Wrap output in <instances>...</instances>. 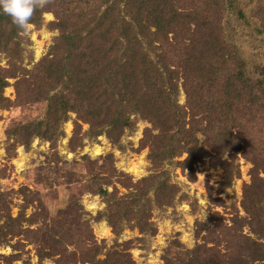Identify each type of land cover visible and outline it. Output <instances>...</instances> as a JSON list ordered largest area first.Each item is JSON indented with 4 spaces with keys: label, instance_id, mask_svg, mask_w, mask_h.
Masks as SVG:
<instances>
[{
    "label": "trees",
    "instance_id": "obj_1",
    "mask_svg": "<svg viewBox=\"0 0 264 264\" xmlns=\"http://www.w3.org/2000/svg\"><path fill=\"white\" fill-rule=\"evenodd\" d=\"M195 1L191 9L179 11L173 0H47L31 17L30 24L38 27L42 14L51 12L55 21L49 27L58 31L50 58L41 63L44 68L38 84L42 88L33 93L37 97L34 102H47L48 118L24 126L23 133L15 127L11 136L27 134L29 138L54 139L68 113H74L77 120L88 125L83 135L90 138L104 134L115 141L124 130L134 129L136 117L158 131L153 135L145 130L143 137L152 164L150 176L133 183L129 177H120L107 168L86 188L107 202L103 215L114 230L123 223L145 226L150 204L161 207L175 200L177 191L169 183L165 165L182 152L187 156L179 165L190 170L191 182L195 180L193 164L210 152L212 164L225 169L226 164L221 162L225 143L229 149L238 150L243 136L240 131L233 134V127L242 120L239 107L246 104L250 112L247 115L255 114L254 117L258 112L252 107H264L253 89L257 84L264 86V81L250 78L243 51H237L220 25L226 7L244 18L242 10L236 8L237 0ZM253 28V34L264 40V22ZM207 29L210 32H204ZM24 31L0 12V53L9 58L17 56L20 34ZM256 70L264 77V66L258 65ZM7 72L0 68V108L8 101L2 95ZM178 79L185 94L184 105L177 100ZM74 129L72 140L78 141L77 122ZM256 133L262 134L261 130ZM247 136H243V141ZM244 152L254 165L253 171L261 167L264 170V147L254 149L252 142ZM231 177L232 171L228 175L226 171L225 181ZM256 180L246 187L249 194L245 192L241 203L249 218L232 220L231 228L217 218L209 232L211 237H204L205 243L214 246L218 237L225 238L231 245L228 253L220 254L215 247L204 244L186 260L176 259L171 264H264V205L259 207L264 200V182ZM114 182L124 188V195H119L116 188L106 190ZM59 215L61 223L48 232L49 236H42L48 252L40 257L58 256L56 264H129L111 253L94 263L100 247L90 237L91 246L84 251L86 236L78 243L79 256L75 252L63 256L66 245L73 242L69 236L76 232L80 239L86 229L80 228L73 218L68 219L69 212ZM15 220L5 213L0 243L6 242L5 237L16 227ZM243 225L252 236L238 233ZM218 253L224 258H219Z\"/></svg>",
    "mask_w": 264,
    "mask_h": 264
},
{
    "label": "rangeland",
    "instance_id": "obj_2",
    "mask_svg": "<svg viewBox=\"0 0 264 264\" xmlns=\"http://www.w3.org/2000/svg\"><path fill=\"white\" fill-rule=\"evenodd\" d=\"M193 2L197 3L195 0H173V5L179 11H185L195 6ZM236 2V8L242 10L244 18H239L235 11L230 12L226 7L227 12L220 20L221 28L226 38L234 42L237 51H243L250 78L264 81L256 70L258 65L264 66V40L253 34V27L264 22V0ZM53 21L55 17L51 12L43 13L38 27L29 24L20 34L17 56L9 58L0 53V68L8 70L4 76L7 86L2 91L8 101L0 108V198L3 201L0 204V227L4 224L5 213L17 221L16 227L5 237L6 242L0 243V264H56L58 256L40 257L41 253L48 252L42 236H49L48 232L61 223L59 213L64 211L70 213L68 219L73 221V218L86 232L80 239L76 238V232L69 236L73 242L66 245L63 256L71 252L79 256L77 246L85 236L84 251L91 246L88 240L91 238L100 247L94 263L106 259L111 253L129 264H171L176 259L186 260L204 244L215 247L220 254L228 253L231 245L225 238L218 237L220 239L214 246L205 243L204 237H211L212 232H209L217 218L229 228L234 226L232 220L249 218L241 203L245 192L249 194L247 188L253 181L260 179L264 182V170L261 167L253 171L254 165L243 154L252 142L254 149L264 147V107H252L258 112L256 117L255 114L247 115L250 112L246 104L239 107L238 116L242 120L233 127V134L240 131L249 139L247 136L243 141L242 136L238 150L229 149L225 143L221 154L225 169L220 164H212L209 156L213 153L206 147L210 153L193 164L195 180L191 182L190 170L179 165L187 156L182 152L165 165L169 183L175 185L177 191L175 200L161 207L150 204L145 226L123 223L114 230L103 215L107 202L103 197L87 192L86 188L96 176L104 175L107 168H112L120 177H129L133 183L153 173L149 148L143 140L145 130L153 135L158 133L150 123L132 117L136 121L134 129L124 130L112 141L104 134L95 138L83 135L88 125L77 120L74 113H68L67 120L58 126L59 134L54 139L29 138L27 134L11 136L15 127L23 133L26 126L48 118L47 102H34L37 97L33 93L42 88L38 84L44 68L41 63L50 58L51 46L58 36V31L49 27ZM171 37L169 34L168 38ZM177 84V100L184 105L181 79ZM259 86L253 87L256 89L254 96L264 104V86ZM76 122L80 125L78 141L72 140ZM256 130H261L262 134L258 135ZM262 160L264 162V158ZM226 171L227 175L232 171L228 182L225 181ZM257 186L260 188V182ZM114 188L119 195L126 193L116 182L106 190L111 192ZM263 205L264 200L259 207L263 208ZM238 233L252 236L246 225ZM16 245L21 247L16 248ZM219 253L216 254L218 257Z\"/></svg>",
    "mask_w": 264,
    "mask_h": 264
},
{
    "label": "clouds",
    "instance_id": "obj_3",
    "mask_svg": "<svg viewBox=\"0 0 264 264\" xmlns=\"http://www.w3.org/2000/svg\"><path fill=\"white\" fill-rule=\"evenodd\" d=\"M45 0H0V12L8 15L12 24L24 31L30 24L34 10Z\"/></svg>",
    "mask_w": 264,
    "mask_h": 264
}]
</instances>
